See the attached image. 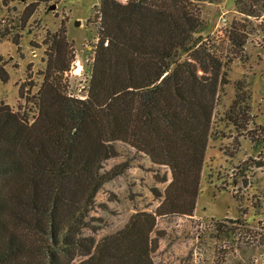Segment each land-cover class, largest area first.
Listing matches in <instances>:
<instances>
[{
    "label": "trees",
    "instance_id": "trees-1",
    "mask_svg": "<svg viewBox=\"0 0 264 264\" xmlns=\"http://www.w3.org/2000/svg\"><path fill=\"white\" fill-rule=\"evenodd\" d=\"M10 1L0 0V14ZM220 1L99 0L83 97L68 95L49 71L33 120L0 105V264H158V217L191 216L200 193L230 59L195 35L204 27L201 4ZM246 1L264 2L234 0L239 13L261 15ZM232 42L242 44L238 35ZM68 66L59 60L54 69ZM134 152L169 168L171 180L154 209L101 232L96 195ZM227 221L235 228L216 223L208 235L233 240L248 226Z\"/></svg>",
    "mask_w": 264,
    "mask_h": 264
},
{
    "label": "rangeland",
    "instance_id": "rangeland-1",
    "mask_svg": "<svg viewBox=\"0 0 264 264\" xmlns=\"http://www.w3.org/2000/svg\"><path fill=\"white\" fill-rule=\"evenodd\" d=\"M246 3L261 15L239 13L234 0L200 6L204 27L195 36L210 40L230 63L213 112L196 207L191 216L158 217L157 228L164 233L158 264L264 263V2ZM98 5L99 0L9 2L0 14L5 78L0 105L33 120L38 89L49 71L68 95L83 97L98 42ZM234 35L240 46L232 42ZM59 60H68L66 71L54 69ZM129 160L128 168L96 195L101 232L120 227L134 210L154 209L156 193L171 180L169 168L152 164L146 155L134 152ZM237 218L248 226L235 239L215 241L208 235L212 225H231L227 220ZM244 242L252 246L245 249Z\"/></svg>",
    "mask_w": 264,
    "mask_h": 264
},
{
    "label": "built area",
    "instance_id": "built-area-1",
    "mask_svg": "<svg viewBox=\"0 0 264 264\" xmlns=\"http://www.w3.org/2000/svg\"><path fill=\"white\" fill-rule=\"evenodd\" d=\"M117 1L120 2V3H126L128 0H117Z\"/></svg>",
    "mask_w": 264,
    "mask_h": 264
},
{
    "label": "water",
    "instance_id": "water-1",
    "mask_svg": "<svg viewBox=\"0 0 264 264\" xmlns=\"http://www.w3.org/2000/svg\"><path fill=\"white\" fill-rule=\"evenodd\" d=\"M75 24H77V22L75 21Z\"/></svg>",
    "mask_w": 264,
    "mask_h": 264
}]
</instances>
